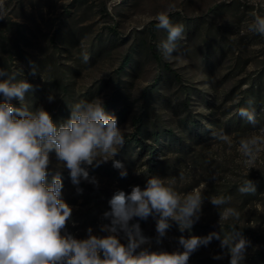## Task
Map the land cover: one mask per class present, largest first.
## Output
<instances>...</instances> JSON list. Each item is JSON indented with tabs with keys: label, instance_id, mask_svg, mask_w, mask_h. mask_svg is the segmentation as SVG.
<instances>
[{
	"label": "rangeland",
	"instance_id": "1",
	"mask_svg": "<svg viewBox=\"0 0 264 264\" xmlns=\"http://www.w3.org/2000/svg\"><path fill=\"white\" fill-rule=\"evenodd\" d=\"M161 13L184 28L170 59L160 48L167 38L166 30L157 27ZM256 15L264 17V0H0V68L33 86L25 100L30 109L42 106L59 124L69 118L75 103L101 99L124 137L113 158L123 164L134 118L143 117L148 130L161 128L169 136L153 154L135 147L140 156L126 177L120 169L108 172L112 160L90 167L98 184L82 180L79 193L69 171L58 167L55 153L50 154L47 180L60 174L62 199L73 209L65 234L87 237L88 228L77 221L90 206L85 197L104 214L117 190L143 189L148 178L158 176L181 196L201 192V215L183 233L171 221L159 243L158 217L134 218L130 223H139L149 238L142 248L182 251L181 235L203 237L236 228L250 241L242 264H264V189L238 191L247 180L254 186L264 181V151L246 165L239 150L241 139L261 135L264 129V36L248 31ZM126 57L130 60L124 64ZM11 103L21 106L15 99ZM241 108L255 112L256 126L239 116ZM221 132L228 141L214 137ZM146 144L154 141L147 139ZM151 157L164 165L158 175L148 171ZM214 196L231 197L224 207L235 209L239 219L220 221L219 209L208 199ZM92 229L94 235L107 234L100 227ZM120 239L125 243L123 233ZM222 251L226 253L213 239L189 264H229L227 254L213 259Z\"/></svg>",
	"mask_w": 264,
	"mask_h": 264
},
{
	"label": "clouds",
	"instance_id": "2",
	"mask_svg": "<svg viewBox=\"0 0 264 264\" xmlns=\"http://www.w3.org/2000/svg\"><path fill=\"white\" fill-rule=\"evenodd\" d=\"M156 19L157 27L167 32L160 48L164 58L170 59L184 28L172 24L163 13ZM248 31L264 36V17L254 16ZM83 60L88 61L87 54ZM0 78H3L0 79V94L4 97L0 101V264H189L190 257L213 239L219 240L220 248L226 250V253L214 255L213 259H223L227 254L229 264H242L250 241L236 228L203 237L181 235L178 244L182 251L142 248L149 243V238L143 235L139 223H130L134 218L158 217L159 243L170 229L171 221L183 233L191 230L201 215L204 200L201 192L181 196L158 176L148 178L143 189L137 185L130 193L117 190L112 195L108 201L110 211L103 214L110 223L100 227L106 235H94L91 227L86 230L84 239L65 234L73 209L62 199L60 174L53 176L50 183L47 180L50 154L55 153L58 167L69 171L78 193L82 192L78 187L82 180L98 184L88 169L109 160L114 168L121 170V177H126L123 163L113 159L124 144L117 118L105 111L101 99L95 98L75 103L69 118L58 124L42 106L32 110L25 103L26 94L33 89L29 82L17 80L16 74H9L2 68ZM14 99L20 102V107L11 103ZM47 99L52 102L55 97L50 94ZM238 114L256 126L254 111L241 108ZM261 133L240 141L239 150L246 165L254 164L259 153L264 151V129ZM213 135L218 140L228 141V136L222 132ZM238 191L242 194L255 192V186L247 180ZM208 199L219 209L220 221L239 219L235 209L224 207L231 197ZM121 233L126 244L121 242Z\"/></svg>",
	"mask_w": 264,
	"mask_h": 264
},
{
	"label": "trees",
	"instance_id": "3",
	"mask_svg": "<svg viewBox=\"0 0 264 264\" xmlns=\"http://www.w3.org/2000/svg\"><path fill=\"white\" fill-rule=\"evenodd\" d=\"M5 39H9L8 36L4 37ZM1 43V41H0ZM130 60V57H126L124 60V64H127ZM134 131L129 135L127 142L124 146V153L125 156H127V159L122 160L124 162V169L128 172V170L138 161V158L140 156V152L135 153V147H140L141 152L144 150H148L150 154L155 153L156 149L160 146V141L162 138H168V134L166 133L167 130L161 129V128H155V130H148L146 127V120L143 117H137L134 118ZM147 139H152L154 141V144H151L149 146L146 144ZM154 158L151 157L149 160H147L146 164H148V171L152 174L158 175L160 171L164 170V165L162 163H159V161L154 162ZM114 172L117 171L116 168H114L112 165L108 166V172ZM261 189H264V181L257 184L255 186V191H261ZM86 203H90V206L87 210L82 212V215L77 219L79 222L80 227L83 228H89V227H101L104 224H109L108 219H105L103 216V213L100 212L99 205L95 202H92L87 197H85ZM140 228L143 232L142 226L140 225ZM126 239V238H125ZM127 243V240L125 241V244Z\"/></svg>",
	"mask_w": 264,
	"mask_h": 264
}]
</instances>
